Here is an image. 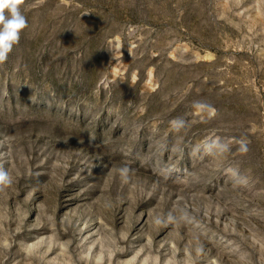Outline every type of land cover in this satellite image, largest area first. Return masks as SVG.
I'll return each mask as SVG.
<instances>
[{"label": "rangeland", "instance_id": "rangeland-1", "mask_svg": "<svg viewBox=\"0 0 264 264\" xmlns=\"http://www.w3.org/2000/svg\"><path fill=\"white\" fill-rule=\"evenodd\" d=\"M21 10L0 264H264V0Z\"/></svg>", "mask_w": 264, "mask_h": 264}, {"label": "clouds", "instance_id": "clouds-1", "mask_svg": "<svg viewBox=\"0 0 264 264\" xmlns=\"http://www.w3.org/2000/svg\"><path fill=\"white\" fill-rule=\"evenodd\" d=\"M24 0H0V64L8 60L13 48L19 44L21 33L28 27L26 16L21 10ZM201 107L200 102L195 104ZM184 121L177 118L172 121L173 127L179 129ZM217 143V142H214ZM222 150L227 149V145H218ZM239 151H248L247 143L240 142ZM124 171H127L126 169ZM13 184V177L2 165H0V192H3Z\"/></svg>", "mask_w": 264, "mask_h": 264}]
</instances>
